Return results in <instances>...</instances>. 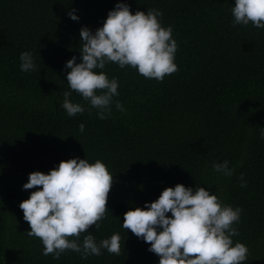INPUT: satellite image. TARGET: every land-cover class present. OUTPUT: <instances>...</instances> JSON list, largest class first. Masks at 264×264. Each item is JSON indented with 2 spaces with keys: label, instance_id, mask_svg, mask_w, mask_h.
<instances>
[{
  "label": "trees",
  "instance_id": "1",
  "mask_svg": "<svg viewBox=\"0 0 264 264\" xmlns=\"http://www.w3.org/2000/svg\"><path fill=\"white\" fill-rule=\"evenodd\" d=\"M119 2L133 13H163L162 23L172 26L178 43L179 70L160 81L110 62L103 71L118 79L114 100L125 110L113 104L111 115L100 119L73 90L70 99L86 110L68 116L60 107L70 90L65 64L73 56L80 62V29L95 32ZM233 4L0 0V264H158L149 244L122 226L123 214L177 183L205 187L223 203L240 207L239 235L233 240L248 247L243 264H264V29L234 24ZM69 11L79 19H71ZM24 51L33 53L37 70L20 69ZM76 157L101 159L113 174L106 218L88 231L97 241L119 232V255L102 250L84 259L66 250L54 259L43 254L38 237L28 234L30 225L19 207L36 190L23 189L28 174L47 173ZM224 160L231 176L213 168Z\"/></svg>",
  "mask_w": 264,
  "mask_h": 264
},
{
  "label": "clouds",
  "instance_id": "2",
  "mask_svg": "<svg viewBox=\"0 0 264 264\" xmlns=\"http://www.w3.org/2000/svg\"><path fill=\"white\" fill-rule=\"evenodd\" d=\"M231 13L234 24L264 29V0H234ZM68 15L79 19L74 11ZM162 16L158 9L133 13L127 3L119 2L95 32L87 26L80 29V62L73 56L65 64L70 90L63 93L60 107L68 116L86 110L85 105L70 99L73 90L88 102L89 111L96 110L100 119L111 115L113 104L125 110L119 100H114L119 96L118 79L109 78L103 71L110 62L120 68H135L145 78L160 81L179 70L175 63L178 43L172 26L163 25ZM19 59L22 71L37 70L32 52H22ZM84 129L80 123V132ZM213 168L224 176L233 174L227 160L213 163ZM241 181V186H246L243 174ZM112 184L113 174L101 159L90 162L87 158H70L61 160L47 173L37 170L28 174L22 187L36 190L19 207L30 225L28 234L41 240L44 255L58 259L66 250L80 253L84 259L99 256L102 250L120 254L119 232L97 241L88 231L93 225L98 229V222L106 218ZM241 213L240 207L223 203L205 187L197 185L194 190L177 183L164 188L144 207L129 208L123 214L122 226L149 244V251L159 257L158 264H243L248 247L233 240L239 235L235 225ZM82 233L87 235L81 241Z\"/></svg>",
  "mask_w": 264,
  "mask_h": 264
}]
</instances>
